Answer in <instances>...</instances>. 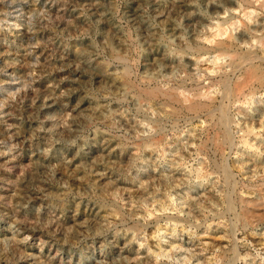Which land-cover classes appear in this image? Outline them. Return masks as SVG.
<instances>
[{
	"label": "rangeland",
	"instance_id": "1",
	"mask_svg": "<svg viewBox=\"0 0 264 264\" xmlns=\"http://www.w3.org/2000/svg\"><path fill=\"white\" fill-rule=\"evenodd\" d=\"M249 55L264 0H0V264H264V213L236 204L264 182ZM180 84L214 113L139 92Z\"/></svg>",
	"mask_w": 264,
	"mask_h": 264
},
{
	"label": "bare ground",
	"instance_id": "2",
	"mask_svg": "<svg viewBox=\"0 0 264 264\" xmlns=\"http://www.w3.org/2000/svg\"><path fill=\"white\" fill-rule=\"evenodd\" d=\"M245 2V1H244ZM228 20V19H227ZM226 20V21H227ZM222 23H224V22H222ZM226 23V22H225ZM254 24V23H253ZM259 24V23H258ZM254 27V29L257 27V24L255 25H252V28ZM217 30V29H216ZM251 30V29H250ZM250 30L248 31V32H250ZM218 33V32H217ZM219 34V33H218ZM221 34V33H220ZM212 36V35H211ZM214 36V35H213ZM241 38H242V36H240ZM240 37L238 38V39H240ZM253 37V36H252ZM236 38V37H235ZM207 40H208V38H207ZM222 40V39H221ZM258 40V39H257ZM216 41H218V40H216ZM222 41H224V40H222ZM257 43V42H256ZM262 43V42H261ZM194 44V43H193ZM197 44V43H196ZM195 44V45H196ZM192 46H194V45H192ZM191 46V47H192ZM197 46H198V44H197ZM201 46V45H200ZM195 47V46H194ZM202 48H205L206 46H201ZM183 48V47H182ZM198 48H200L199 46H198ZM201 48V50H200V52H198V57H200V56H202V54H205V53H207V52H209V51H218L217 53H220V54H223V53H227L228 51L230 52H232V48H233V44H231V45H229V46H227V45H224V43L223 42H217L216 44L214 43V45L213 46H211V47H209L208 46V48H206V49H202ZM187 49V48H186ZM193 50V49H192ZM195 50V49H194ZM199 50H197V51H199ZM228 52V53H229ZM197 53V52H196ZM118 55V54H117ZM195 55V54H194ZM226 55V54H225ZM218 57L217 58H219V56H221V55H217ZM123 58V57H122ZM201 58H203V56L201 57ZM200 58V59H201ZM196 59V58H195ZM256 59V58H255ZM197 60V59H196ZM247 60H248V64H249V62H251V61H253V57L251 56V55H249V56H247ZM126 62V61H125ZM246 62V61H245ZM244 62V63H245ZM244 63H242V64H244ZM254 63V62H253ZM229 64V63H228ZM264 62L262 63V64H252V63H250L249 64V66L250 67H252L253 69H254V71H255V73L256 74H262V68L261 67H263L264 68ZM230 65V64H229ZM262 65V66H261ZM236 68V67H235ZM234 68V69H235ZM126 73H128L127 72V69H123L122 70V72H121V78H123V77H126ZM264 73V72H263ZM117 77H119V76H117ZM261 77V76H260ZM128 78V77H127ZM124 79V78H123ZM146 79V78H145ZM260 80H262V79H260ZM143 81V80H142ZM130 82V81H129ZM222 83H223V81H222ZM121 84V83H120ZM134 84V83H133ZM261 84V83H260ZM127 85H129V84H127ZM173 86V85H172ZM124 87V86H123ZM150 87V86H149ZM141 88H143V87H141ZM186 88V87H185ZM184 88V85H182V84H180V85H177V86H174L172 89H171V87L169 88L170 90H165V91H162L160 88V90L159 89H157V87H155V88H150V89H145V88H143V90H141V91H139V92H141V95L143 96V97H145V99H148L150 102H156V103H160L161 105H163V106H165V105H167V106H169V109H166V108H163V110H161V112L163 113V115L166 113V114H169V115H177V113H183V114H189V113H194L195 115H199L200 113H204L205 114V116H211L212 115V113H214L213 111L215 110V109H211V107H213L212 106V101L214 100L213 99V97H212V99H209V98H211V97H209L208 99H206V97H205V99H204V97L203 96H205L203 93H201V92H196V93H194V94H192V97H189L188 95L189 94H186L185 93V91L184 90H186ZM200 89V88H199ZM126 90V89H125ZM131 90V89H130ZM201 90V89H200ZM134 91V90H133ZM196 91H199V90H197V88H196ZM187 92V91H186ZM189 92V91H188ZM191 92V91H190ZM193 92V91H192ZM205 92V91H204ZM137 93V92H136ZM141 95H140V97H141ZM198 96V97H197ZM202 97H203V99H202ZM215 98V97H214ZM222 98V97H221ZM176 106H178V107H176ZM218 108V107H217ZM228 111V110H227ZM158 112V111H157ZM160 112V111H159ZM165 114V115H166ZM183 114H181V115H183ZM161 115V114H160ZM184 115V116H185ZM223 118L221 117V121L219 122L218 121V127H219V129L224 133V141H223V143H229V139H230V136L229 135H227V134H229V133H227V132H225V131H227V128H228V126H227V123H226V117L228 116V113H226V111L223 113ZM177 117V116H176ZM218 117V116H217ZM177 120V119H176ZM177 122V121H176ZM150 125V124H149ZM149 125H147L146 124V126H148L149 127ZM216 126V125H215ZM217 127V128H218ZM254 127V126H253ZM144 128V127H143ZM253 129V128H252ZM252 129H249L248 131H245V133L243 134V136L244 137H242L243 138V142H244V144L248 147V148H254L253 147V145H251L250 144V142L245 138L249 133H251L252 132ZM163 131V130H162ZM155 134V133H154ZM154 134H152V135H154ZM158 135H160L159 133H158ZM223 135V134H222ZM251 135V134H250ZM147 136V135H146ZM153 138H154V136H151V137H149L147 140V142H148V144H149V139L150 140H152L153 141ZM233 139V138H232ZM231 139V140H232ZM154 140H155V138H154ZM144 141H146L145 139H144ZM151 141V142H152ZM156 141V140H155ZM233 141V140H232ZM150 142V143H151ZM241 142V141H240ZM145 144H146V142H144ZM154 143V142H153ZM144 144V145H145ZM146 144L148 147H150L149 145H151V144ZM156 144V143H155ZM232 144V143H231ZM230 145V144H229ZM151 146H153V144L151 145ZM162 146V145H161ZM146 147V146H145ZM155 148V147H154ZM213 159V158H212ZM216 160V159H215ZM216 164V163H215ZM205 166V165H204ZM213 166H215V165H211V168L209 169V170H211V171H209L208 173L209 174H205V172L203 173V172H200V170L199 169H197V173H196V175H197V177H200L201 179H204V177H206L207 175L209 176L211 173H213V172H215V171H217V169H219V168H217L218 167V165L216 166V167H213ZM240 166V165H239ZM237 167V166H236ZM204 168V167H203ZM217 168V169H216ZM222 168H224L223 166H222ZM215 169V170H214ZM221 169V168H220ZM202 170V169H201ZM226 170H228V169H226ZM225 170V168H224V172L226 171ZM219 171V170H218ZM229 171V170H228ZM171 172V171H170ZM207 172V171H206ZM221 173H222V171H221ZM217 174V173H216ZM227 174H229V173H227ZM225 175V174H224ZM229 177H230V175H229ZM225 179V178H224ZM263 179V178H262ZM247 190H248V192L251 194L253 191L255 192V194L257 195V197H254V198H248V197H245V196H239L238 198H237V206H238V209H239V211L238 212H240V214L241 215H243V216H246V217H250V216H261V215H263V213H264V182H262V183H260V184H255V185H248L247 186ZM226 197V196H225ZM229 198V197H228ZM232 199V198H231ZM231 199H229L230 201H231ZM235 200V199H234ZM236 201V200H235ZM234 201V202H235ZM232 204H234L233 203V201H232ZM231 205V204H230ZM234 207V206H233ZM101 210H102V208H100ZM104 214V213H103ZM93 216H95L96 218H98L99 217V212L98 211H96V213H95V215H93ZM221 217V216H220ZM93 219V218H92ZM242 219V218H241ZM261 220V219H260ZM264 220V219H263ZM79 225V224H78ZM159 246V245H158ZM160 247V246H159ZM160 249V248H159ZM162 252V251H161ZM161 252H159L158 254L160 255V253ZM163 253V252H162ZM157 254V253H156ZM155 254V255H156ZM157 254V255H158Z\"/></svg>",
	"mask_w": 264,
	"mask_h": 264
}]
</instances>
